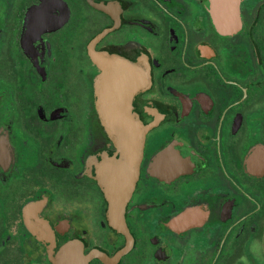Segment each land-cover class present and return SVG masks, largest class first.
<instances>
[{"label": "flooded vegetation", "instance_id": "flooded-vegetation-1", "mask_svg": "<svg viewBox=\"0 0 264 264\" xmlns=\"http://www.w3.org/2000/svg\"><path fill=\"white\" fill-rule=\"evenodd\" d=\"M0 264H264V0H0Z\"/></svg>", "mask_w": 264, "mask_h": 264}, {"label": "water", "instance_id": "water-1", "mask_svg": "<svg viewBox=\"0 0 264 264\" xmlns=\"http://www.w3.org/2000/svg\"><path fill=\"white\" fill-rule=\"evenodd\" d=\"M109 65H110L109 66V70L112 71V72H114L117 69L118 66H120L121 69H123L124 67H126L125 64H121V63L117 64L116 62H111V64H109ZM110 81H111V83L113 85V76H111ZM113 94H115V93H113ZM110 119L113 120V117H110Z\"/></svg>", "mask_w": 264, "mask_h": 264}]
</instances>
